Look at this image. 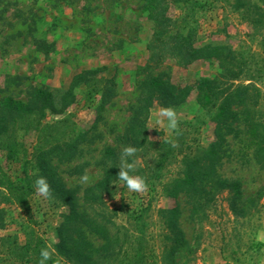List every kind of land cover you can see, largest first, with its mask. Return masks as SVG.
<instances>
[{
    "label": "rangeland",
    "instance_id": "1",
    "mask_svg": "<svg viewBox=\"0 0 264 264\" xmlns=\"http://www.w3.org/2000/svg\"><path fill=\"white\" fill-rule=\"evenodd\" d=\"M252 1L262 5L264 11V0ZM143 2L0 0V97L13 95L24 100L30 86L49 89L59 96L73 75L87 68L101 67L104 75L116 78L117 94L101 112L97 110L99 97L91 103L82 100L69 109L77 127L91 128V134L75 159L55 161V164L66 184L76 187L80 196L101 177L102 151L114 145L124 131L132 114L131 106L138 97V81L146 72L161 73L162 77L182 86L220 71L216 62L204 59L182 66L174 59L165 58L156 66H147L146 41L151 22L142 12ZM248 13L235 9L233 1L216 0L212 8L195 16L196 40L197 44H228L247 58L251 70L246 79L253 78L261 90L260 108L264 119V16L261 23H255ZM161 107L166 106L156 102L150 109L147 124L151 139L175 140L177 131L186 128L189 134L185 137L191 143L203 146L209 143L212 126L205 123L195 94L174 108L178 117L175 131L163 126L159 130L155 128L154 113ZM98 114L102 116L100 119ZM97 119L96 127L92 128ZM24 139L33 140L32 132ZM228 141L218 169L222 176L241 181L243 196L233 207L225 191L216 192L209 201L201 200L198 204L190 195L181 194L180 223L187 246L178 252L175 264H264V171L253 156L254 144L247 129L242 127L238 133L230 134ZM84 175L89 177L87 181L81 180ZM107 203L115 210L116 222L130 235L125 245L129 252L130 241L140 228L129 215L150 203L144 213V243L161 258L159 264H167L168 241L164 237L162 209L170 205V199L162 189L129 193L126 188L114 185ZM3 205L5 226L0 225V264H22L8 252L6 245L8 236L20 234L21 239L25 238L24 229H35L49 246L53 245L55 228L65 205L35 192L28 206ZM3 236L8 240H3ZM61 264L72 263L61 261Z\"/></svg>",
    "mask_w": 264,
    "mask_h": 264
},
{
    "label": "trees",
    "instance_id": "2",
    "mask_svg": "<svg viewBox=\"0 0 264 264\" xmlns=\"http://www.w3.org/2000/svg\"><path fill=\"white\" fill-rule=\"evenodd\" d=\"M233 1L235 9L249 12L255 23L264 16L262 5L252 0ZM216 0H144L143 14L151 22V33L146 41L147 66L161 63L165 58L189 66L197 60H212L220 71L214 76H202L194 83L178 86L161 73L152 71L138 81V97L131 106L132 114L124 131L114 145L106 146L99 163L101 177L88 185L80 196L78 189L66 184L57 171L55 161L69 162L81 152L91 128L79 129L69 109L81 103H91L97 97L101 112L117 94L115 76L102 73L101 67L87 68L75 73L59 96L38 86H30L26 99L13 95L0 97V225H4L5 206L11 203L28 206L35 192L37 176L47 178L54 201L66 206L56 226V240L52 246L35 229H25L9 237L8 252L22 264H38L39 252L47 246L51 251L48 264H159L155 250L144 243L146 238L145 207L134 209L130 218L139 231L130 241L131 252L125 249L130 236L119 225L108 203L119 171V153L125 146H135L140 164L135 174L142 176L146 190L161 188L170 205L162 209L164 234L168 241L165 258L175 264L178 252L187 246L181 227L179 196L188 194L196 204L209 201L212 194L225 191L235 204L243 196V186L237 178H226L219 166L226 155L228 136L243 127L250 132L254 144L253 156L264 171V119L261 90L246 79L251 70L247 58L228 44H197L196 14L210 9ZM176 10V11H175ZM253 14V15H252ZM83 97H81V95ZM191 94L202 111L205 123L212 126V138L206 146L193 144L185 134L177 131L175 140L154 141L149 136L148 116L159 102L178 108ZM102 116L98 114V119ZM92 128H95L97 121ZM190 127V123L188 122ZM242 126V127H241ZM33 134L27 142L24 136ZM28 226V225H27ZM126 232V233H125ZM95 236V239L92 237ZM7 237V238H8ZM126 237V238H125ZM3 240H8L4 236Z\"/></svg>",
    "mask_w": 264,
    "mask_h": 264
},
{
    "label": "clouds",
    "instance_id": "3",
    "mask_svg": "<svg viewBox=\"0 0 264 264\" xmlns=\"http://www.w3.org/2000/svg\"><path fill=\"white\" fill-rule=\"evenodd\" d=\"M155 128L160 129L161 126L169 131H175L178 128L177 112L171 107H161L155 113ZM138 149L135 146H125L119 153V171L116 175L117 187L126 188L129 193H140L146 188L145 179L135 174L140 161L137 159ZM89 177L84 175L82 181H87ZM35 194L45 199L52 197V190L46 177L37 176L33 181ZM51 258L50 249L45 246L40 249L38 264H48Z\"/></svg>",
    "mask_w": 264,
    "mask_h": 264
}]
</instances>
